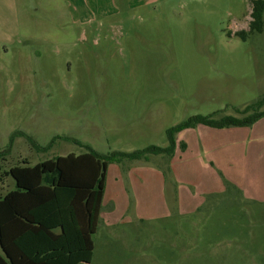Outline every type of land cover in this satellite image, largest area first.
I'll return each mask as SVG.
<instances>
[{
  "label": "rangeland",
  "instance_id": "374dc122",
  "mask_svg": "<svg viewBox=\"0 0 264 264\" xmlns=\"http://www.w3.org/2000/svg\"><path fill=\"white\" fill-rule=\"evenodd\" d=\"M252 1L0 0V152L16 132L42 147L59 138L42 152L18 135L0 159V196L12 167L84 152L61 137L106 155L167 147L188 118L236 116L264 96V32L236 36ZM263 149L264 118L186 130L171 160L111 164L92 264H264V238L233 205L249 196L227 177L258 175Z\"/></svg>",
  "mask_w": 264,
  "mask_h": 264
},
{
  "label": "trees",
  "instance_id": "16d2710c",
  "mask_svg": "<svg viewBox=\"0 0 264 264\" xmlns=\"http://www.w3.org/2000/svg\"><path fill=\"white\" fill-rule=\"evenodd\" d=\"M252 21L249 31L236 36L246 41L249 35L264 32V0L252 1ZM236 116L214 113L195 115L166 131L167 147L149 146L134 152L114 151L101 154L90 145L69 137H61L84 150L81 154H68L47 159L34 166H15L9 176L15 189L0 196V264H92L95 255L94 236L99 230L103 201L107 189V173L111 164L149 162L152 156L173 159L180 133L200 125L212 129L251 127L264 118V96L243 109L236 108ZM32 147L47 152V147L21 132ZM11 147L0 152V159L11 154ZM181 149H187L181 143ZM232 186H228L231 193ZM21 221L24 231L20 244L11 250L13 239L9 223ZM13 230V229H11ZM10 260V263L8 260Z\"/></svg>",
  "mask_w": 264,
  "mask_h": 264
},
{
  "label": "crops",
  "instance_id": "0c3cea01",
  "mask_svg": "<svg viewBox=\"0 0 264 264\" xmlns=\"http://www.w3.org/2000/svg\"><path fill=\"white\" fill-rule=\"evenodd\" d=\"M260 146L261 144H259V147ZM257 158H258L257 166L259 167V174L255 175L253 178H247V176H244L245 173L241 175H237V177H234V178H231L230 175L229 176L227 175L233 169V165L231 164V161L234 162V160H236V156L233 154H230V152H227L226 154L223 153L221 156L219 155V157H217V161L219 165L218 167L225 172L227 177L230 178L229 180H231L235 185H237L240 190H244V192L249 196L246 199L244 198V201L241 200V202L240 201L234 202L233 205H239V206L243 205V209L247 210V212L245 213L249 217V220H250L249 223L252 225L254 224L253 226L256 228V229L254 228L256 232H258V236L260 238H264V149L259 150L257 152ZM12 182H13V187L8 192H11L12 190L15 189V181L13 179H12ZM107 188H108V182H107ZM106 193H107V189H106ZM104 200H105V197H104ZM111 203L115 204L114 201H111ZM250 204L253 206V209L255 208L256 213L251 212L252 214H250V209H252V206ZM233 205L225 209H229ZM113 207L114 205L111 207V210L112 209L114 210ZM251 216H252L253 222L250 219ZM117 223L118 222L116 221L114 216H111V214H109V217L105 219L104 227L106 230L111 232L112 228L115 227ZM9 230L11 231V236H13V239L8 241V244L11 250H13L15 246L18 247L20 246V244H23V242L20 241V236L24 231V224L21 221L11 222L10 220ZM261 243H264V240H262ZM0 253H3L1 242H0ZM8 262L10 263V260H8Z\"/></svg>",
  "mask_w": 264,
  "mask_h": 264
}]
</instances>
